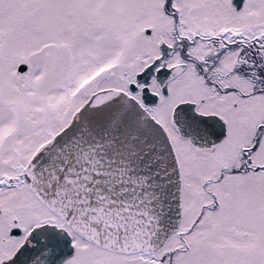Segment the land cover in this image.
Returning <instances> with one entry per match:
<instances>
[{"label": "snow or ice", "instance_id": "obj_1", "mask_svg": "<svg viewBox=\"0 0 264 264\" xmlns=\"http://www.w3.org/2000/svg\"><path fill=\"white\" fill-rule=\"evenodd\" d=\"M0 264H264V0H0Z\"/></svg>", "mask_w": 264, "mask_h": 264}]
</instances>
